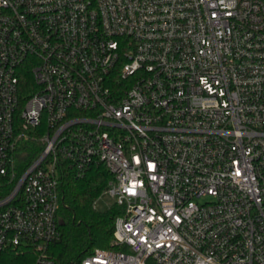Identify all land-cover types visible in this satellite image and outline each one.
<instances>
[{
  "label": "built area",
  "instance_id": "built-area-1",
  "mask_svg": "<svg viewBox=\"0 0 264 264\" xmlns=\"http://www.w3.org/2000/svg\"><path fill=\"white\" fill-rule=\"evenodd\" d=\"M94 164L121 212L80 264H264V0H0V264H56Z\"/></svg>",
  "mask_w": 264,
  "mask_h": 264
},
{
  "label": "trees",
  "instance_id": "trees-1",
  "mask_svg": "<svg viewBox=\"0 0 264 264\" xmlns=\"http://www.w3.org/2000/svg\"><path fill=\"white\" fill-rule=\"evenodd\" d=\"M22 92L30 93L34 81L30 71L20 81ZM112 174L104 164L90 166L83 175L68 168L62 179V207L59 210L61 238L48 245L56 264H80L96 248H111L115 220L121 207L112 204L100 210L95 202L109 187Z\"/></svg>",
  "mask_w": 264,
  "mask_h": 264
},
{
  "label": "rangeland",
  "instance_id": "rangeland-1",
  "mask_svg": "<svg viewBox=\"0 0 264 264\" xmlns=\"http://www.w3.org/2000/svg\"><path fill=\"white\" fill-rule=\"evenodd\" d=\"M114 202V198L107 192H104L95 202V205L100 210L108 209ZM79 264V263H78Z\"/></svg>",
  "mask_w": 264,
  "mask_h": 264
}]
</instances>
